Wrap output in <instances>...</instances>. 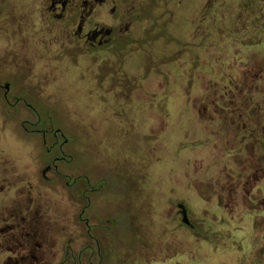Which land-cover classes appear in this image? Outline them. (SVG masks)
<instances>
[{
	"label": "flooded vegetation",
	"instance_id": "1",
	"mask_svg": "<svg viewBox=\"0 0 264 264\" xmlns=\"http://www.w3.org/2000/svg\"><path fill=\"white\" fill-rule=\"evenodd\" d=\"M213 1L193 0L191 18L198 14V20L207 15L211 21L225 27L229 18L234 17L241 29L229 33V26L220 28L210 21L212 31L208 32V23L202 26L205 27L202 32H208V37L220 32L228 36L225 40L246 33L245 36L250 37L257 29L250 32V28L245 27H251L252 22L258 20L263 21L264 26V5L260 6L258 0H222V5L215 10L214 7L209 9ZM161 2L165 6L160 5ZM166 2L8 0L6 3L3 0L0 17L5 15L7 23L2 32L0 59L12 56L16 46L20 47L25 52L22 62L28 69L25 79L37 87L43 82L49 83L52 60L67 56L80 74L84 70L83 78L105 90L102 95L126 101L144 100L151 93L160 92L154 89L155 80L163 90L166 75L172 76L171 101L176 106L178 122L184 114L189 118L187 130L183 126L171 128L167 137L171 139L175 130L177 135L183 132V139L175 137L181 142L193 133L200 140L196 147L224 151L216 160L231 180L228 194L233 214L229 220L238 221L236 229H248L249 241H264V59L259 61L252 52L248 53L251 61L244 56L235 61L233 52L219 49L222 41L217 44L214 41L207 46L205 54L203 44H199V49L187 55L185 65L177 62L164 71L144 73L138 81L136 75L146 70V63L141 58L136 60L139 56L136 49L144 40L152 41L163 34L159 16L168 11ZM256 8L262 9V13H251ZM190 24L195 27L191 38L199 36L200 26L193 20ZM186 31L185 38L191 39ZM151 33L155 34L148 37ZM180 54L178 48L172 58L177 59ZM218 55L231 62L227 80L221 76L218 64H208V60ZM37 60H44V68L50 70L44 79L36 77L39 75L34 71ZM11 62L19 63L18 60ZM199 65L205 67L199 71ZM33 75L35 82L30 79ZM8 83L0 80L4 100L13 107L23 101L33 109L34 121L25 119L21 126L26 133L41 134L44 151L51 157L46 162L36 159V180L31 181L27 174L17 171L13 161L0 154V264H102L104 230L113 224L112 215L104 212L102 182L105 179L92 178L86 171L77 172L71 166L74 153L64 132L42 119L28 103L31 99L25 89L22 94H10ZM168 102L169 110L164 108V112L169 115L173 107ZM153 112H147L151 124H141L148 139L154 138ZM52 186L55 189L47 191ZM176 208L175 217L194 229L196 224L191 221L186 205L177 203ZM238 208L241 209L237 211ZM177 246L176 242L168 241L170 251ZM174 256L169 253L167 258ZM252 256L258 264L264 261V253H252Z\"/></svg>",
	"mask_w": 264,
	"mask_h": 264
},
{
	"label": "rangeland",
	"instance_id": "2",
	"mask_svg": "<svg viewBox=\"0 0 264 264\" xmlns=\"http://www.w3.org/2000/svg\"><path fill=\"white\" fill-rule=\"evenodd\" d=\"M192 1L167 0L168 11L159 16L163 34L152 41L148 40L150 38L144 40L136 49L139 52L136 60L141 58L146 63V70L136 75L138 81L144 73L155 74L177 62L185 65L187 55L199 49V44H203L205 54L207 46L214 41L216 44L222 41L219 49L233 52L235 61L239 56L251 61L248 53L252 52L257 54L259 61L264 59L263 21H253L251 27H245L250 28V32L256 27L254 36L247 37L246 33L225 40L228 36L220 32L208 37V32L213 30V21L207 15L198 17V20V14L191 18ZM222 3V0H215L209 9L214 7L215 10ZM258 4L264 5V0H258ZM160 5L165 6L162 2ZM260 12L262 9L258 8L251 11ZM156 13L157 10L154 11ZM233 19L229 18L225 27L217 21L213 23L224 29L229 26V33H233V30L241 29L240 23ZM6 20L5 15L0 17V49ZM192 20L200 26L199 36L194 38H191L195 28L194 25L190 27ZM206 23L208 32L203 33L205 27L202 26ZM186 29V35L191 39L185 38ZM178 48L181 54L174 59L172 54ZM23 54L25 52L16 46L12 56L0 59V80L9 82L10 94H22L25 89L31 99L28 103L42 119L64 132L74 153L71 166L77 172L86 171L92 178L103 177L106 181L102 182L103 206L104 212L112 215L113 224L104 230L102 264H258L252 253H264V241H249L248 229H236L238 221L229 220L233 214L228 194L231 180L216 160V156L224 151L196 147L200 140L193 133L189 139L181 141L182 144L175 137L183 139V132L177 135L175 130L171 139L167 137L171 128L183 126L187 130L189 118L184 114L178 122L177 111H174L176 106L171 101L174 95L171 93L172 76L166 73L163 90L155 80L154 89L160 92L151 93L144 100L132 98L126 101L102 95L105 90L94 87L92 81L83 78L84 70L80 74L67 56L52 60L51 72L44 68V60L35 61L37 68L34 71L39 74L36 76L38 80L44 79L46 73H52L49 83H36V87L25 79L28 69L22 62ZM208 64H218L222 69L221 76L227 80L231 64L228 59L218 55L214 60H208ZM202 67L205 65H199L198 70L201 71ZM30 79L36 81L34 75ZM1 90L0 154L13 161L20 174L25 173L35 181L36 159L46 162L51 155L44 151L41 134L26 133L21 126L25 119L34 121L33 109L23 101L10 106ZM168 101L173 107L169 115L164 112V108L169 110ZM153 110L154 138L148 139L141 124H151L148 117ZM53 189L55 186L47 188V191ZM177 203L186 205L191 221L196 224L194 229L183 225L180 217H175ZM244 222L246 224L247 220ZM255 233L251 232V237ZM168 241L176 242L179 247H173L171 252L167 247ZM169 253L175 256L167 258ZM259 264H264V261Z\"/></svg>",
	"mask_w": 264,
	"mask_h": 264
}]
</instances>
